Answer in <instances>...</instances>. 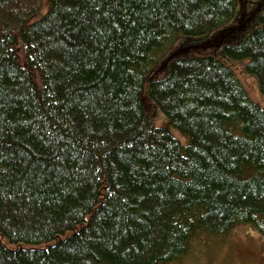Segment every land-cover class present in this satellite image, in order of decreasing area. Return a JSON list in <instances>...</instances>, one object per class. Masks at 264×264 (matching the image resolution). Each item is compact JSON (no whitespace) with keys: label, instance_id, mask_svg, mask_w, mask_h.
Returning <instances> with one entry per match:
<instances>
[{"label":"trees","instance_id":"obj_1","mask_svg":"<svg viewBox=\"0 0 264 264\" xmlns=\"http://www.w3.org/2000/svg\"><path fill=\"white\" fill-rule=\"evenodd\" d=\"M47 2L35 21L43 0H0V264H178L201 232L264 236V110L218 59H181L224 46L264 95V14L243 39L236 0Z\"/></svg>","mask_w":264,"mask_h":264},{"label":"rangeland","instance_id":"obj_2","mask_svg":"<svg viewBox=\"0 0 264 264\" xmlns=\"http://www.w3.org/2000/svg\"><path fill=\"white\" fill-rule=\"evenodd\" d=\"M236 14L229 20L226 26L235 23L238 16L250 15L249 18H255L250 21L248 29L243 33V39L247 38L254 29L260 27L258 17L264 14V0H236ZM48 11V2L43 0L41 13L36 17L38 20ZM238 14V15H237ZM237 16V17H236ZM225 26V27H226ZM214 33L203 37L186 38L179 37L171 44L169 51L162 55L161 66L166 65L175 56L179 50L187 47L201 46L207 42ZM202 51V50H200ZM194 52L193 54L181 55L183 60H193L204 57H214L221 61L226 67L231 69L245 88L248 97L254 104H257L264 110V95L259 88L258 79L247 72L249 60H234L226 55L224 46L211 47L203 52ZM170 61V62H171ZM169 72L167 70L165 76ZM163 76V75H162ZM160 76V78H163ZM151 101H146V109L153 114V120L158 128L167 124L166 117L157 109ZM172 134L183 146L188 145V138L175 129H170ZM178 264H264V236L260 235L251 226H242L233 230L227 236H215L209 232H201L193 238L189 244L188 252Z\"/></svg>","mask_w":264,"mask_h":264}]
</instances>
